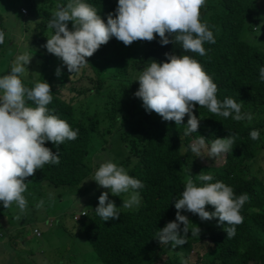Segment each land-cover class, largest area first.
Masks as SVG:
<instances>
[{"label":"trees","instance_id":"1","mask_svg":"<svg viewBox=\"0 0 264 264\" xmlns=\"http://www.w3.org/2000/svg\"><path fill=\"white\" fill-rule=\"evenodd\" d=\"M68 2L35 0L31 4V0H0V31L5 33V42L0 44V76L10 74L15 58L23 54L21 50L32 55L30 64L25 66L26 75L20 77L22 83L32 88L36 82L47 81L53 97L47 106L49 114L55 113L78 130L77 139L66 140L59 146V164H46L26 179L28 187L24 195L32 192V197L38 198V202L43 200L44 205L49 202L45 199L47 189H81V194L92 196L95 187L98 188L92 178L100 165L92 167L88 157L92 143L99 144L103 150L102 163L121 164L144 187L138 189L136 208L118 210L119 220L103 221L95 210L82 216L78 231L71 237L82 242L84 239L93 247L95 253L89 256L90 263L96 259L99 264H264V170L257 164L264 162V81L259 78V69L264 67V0H206L200 20L213 32L215 43H204L205 56L185 52L175 41L162 45L158 35L150 42L134 41L129 46L112 37L109 48L104 44L88 58L87 68L93 75L86 77L83 71L79 79L87 78L89 83L79 89L72 87L75 96L70 100L63 99L61 91L74 86L78 78L69 75L60 58L47 55L45 47L47 37L55 31L47 27L52 13ZM82 2L95 8L105 23L109 13L116 15L118 0ZM4 3L11 7L7 9ZM68 27L72 29L71 21ZM18 39H22L21 45ZM166 53L196 59L217 84V99L222 102L233 98L242 104V113H251L255 118L235 121L232 116H217L197 104L193 114L199 119V128L186 136L187 115L181 125H176L146 111L142 99L135 96L139 88L136 79L153 60L166 61ZM26 103L36 106L32 101ZM253 130L259 132L258 140L251 139ZM200 135L205 137V145L227 136H234L235 142L220 162L207 160V165H201L190 148ZM201 172L211 174L213 180L200 181ZM188 179L197 186L222 181L233 189L235 197L248 194L250 199L240 210L243 223L236 226L233 238H227L224 229L228 225H221L218 218L201 220L195 214L200 235L194 238L187 235V243L175 248L171 243L159 242L156 236L160 229L176 219L175 200L182 197ZM3 208L0 202L1 232L4 225H13L5 214L9 211ZM189 213L181 210L188 219ZM61 234L69 240L67 232ZM2 246L8 254L14 250L10 239L0 243ZM165 248L181 254L167 257ZM192 254H196L194 261ZM15 255L25 264H56L66 259L57 255L52 263V258L36 261L35 255L27 257L21 252ZM0 264L17 263L5 257Z\"/></svg>","mask_w":264,"mask_h":264},{"label":"clouds","instance_id":"2","mask_svg":"<svg viewBox=\"0 0 264 264\" xmlns=\"http://www.w3.org/2000/svg\"><path fill=\"white\" fill-rule=\"evenodd\" d=\"M205 4L206 0H118L116 15L109 13L105 23L89 4L82 0H69L66 6L52 13L48 22L47 27L55 31L47 37L46 53L60 58L67 66L69 75L78 79L83 71L88 70V58L104 44L109 48L111 44L108 41L112 37L129 46L134 41L150 42L158 35L162 45L175 41L182 45L185 52L205 56L204 43H215L213 32L200 20V10ZM25 11L22 8V12ZM69 21L72 22L71 30ZM170 36L173 38L171 41ZM4 42L5 33L0 31V44ZM165 55L168 57L166 61L161 63L153 60L136 79L139 88L135 96L142 99L146 111L155 112L163 120L174 121L176 125H181L187 115L186 136L197 132L199 128V119L193 114L197 104L217 116H232L235 121L253 119L251 113H242V104L235 99L229 97L222 102L217 99V84L196 59L189 55ZM31 58L32 55L27 53L18 55L10 74L0 76V202L5 209L15 203L21 213L28 207L24 195L28 187L26 179L34 176L36 170L46 164H59V146L66 140L78 137L75 126L71 128L66 120L60 119L55 113L49 114L47 106L53 97L47 81L36 82L32 88L22 83L20 77L26 75L28 67L26 69L25 66L30 64ZM60 74L57 68L56 75ZM259 78L264 81V67L259 69ZM26 101L34 102L36 106H27ZM250 137L258 140L259 132L251 131ZM46 141L53 144L49 145L50 142ZM234 142V136L216 138L211 143L209 157L229 152ZM204 146L205 137L200 135L190 148L199 157ZM101 163L92 166L100 165L94 176L92 173L89 176H93L92 180L98 186L110 190L114 196L144 187L139 179L130 176L122 166L111 161ZM198 179L209 182L213 176L201 172ZM98 199L95 209L97 215L103 221L119 220L118 207L109 200L108 192H103ZM249 199L246 193L235 197L233 189L222 181L197 186L192 179H188L182 197L175 200L176 219L160 229L156 237L161 244L171 243L175 248L187 243L189 229L192 236L200 235L201 229L196 225L190 227L188 217L181 214V210H186L197 214L201 220L218 218L221 225H228L224 230L227 238L231 239L236 234V226L243 223L240 210ZM138 204L139 195L134 192L129 199L123 200L122 207L131 208ZM43 205L44 201L40 200L35 206L39 209ZM86 212L81 210L72 215L76 231ZM34 233L38 237L42 236L36 228Z\"/></svg>","mask_w":264,"mask_h":264},{"label":"rangeland","instance_id":"3","mask_svg":"<svg viewBox=\"0 0 264 264\" xmlns=\"http://www.w3.org/2000/svg\"><path fill=\"white\" fill-rule=\"evenodd\" d=\"M55 2L58 3L59 0H55ZM34 3L35 2H32L31 4ZM4 4L7 9L11 7L9 3ZM1 10L2 9L0 7V11ZM21 42L22 39H18V43L20 45ZM21 51L23 54L25 53L23 52L24 50ZM92 75L91 70H87L86 74H84L86 77H91ZM74 81L76 83L74 86L70 85L61 91L63 99L70 100L73 96H75L72 91V87L77 88L81 85H87L89 83L87 78L75 79ZM248 108L250 110L252 109L251 106H248ZM254 118L255 117L253 116V119ZM210 146L211 144H207L201 148L199 156V163L201 165H207L209 161L218 163L225 155V153H223L217 157H209L208 152ZM102 153V147L99 146V144L92 143L91 153L88 157L92 162V166L95 165V163L102 161ZM97 155H101L100 158H96ZM257 164L262 167V170H264V162L258 161ZM117 166L122 165L119 164ZM39 186L40 185H38V187ZM96 186L98 188L95 187L92 196L89 194H81V189H76L78 191L77 193L74 189H70V191L66 188H60V190L47 189L45 192V199L49 202L46 205H43V208L39 209L35 206L38 203V198L32 197L31 192V194L25 195L28 201V207L24 213L20 212L15 203H13L8 209L3 208L4 211H9L5 214L9 215L8 220L9 222H13V225L9 223L3 226L1 229L3 231H0V243L4 244L5 242H8V239H10L13 242L14 250L11 254H8L5 246L0 247V252L4 253L3 255H0V259H4L6 257L12 263L25 264V261L22 258L15 255L16 252H21L27 257L35 255L36 261H41L42 258H52L53 263L57 258V255H61L66 259L61 262H57L56 264H69L70 262L72 264H99L96 259L91 260V263L89 262V256L93 255L95 251L86 240L83 239L82 242L71 237L73 233L77 232L76 223L72 221V215L78 214L81 210H86L88 212L94 211L98 206L99 196L105 191L108 192L109 200L116 204L118 210L134 209L136 208V205L131 208H123L122 205L123 200L129 199L134 192L138 193V189L130 190L128 193H121L120 196H114L110 190L102 188L98 186V184ZM67 193L69 194L67 195ZM18 216L19 219H17ZM189 221L190 227L199 225L198 217L191 212L189 213ZM35 228L40 230L42 233L41 237L36 236L34 233ZM66 232L69 236L68 241L61 234H65ZM20 233H23V235L19 239H16L17 236H20ZM61 235L64 238V244L60 238ZM187 235L190 238H194V236H192L191 229H189ZM165 252L167 257H172L174 254H181L174 252L172 248H165ZM191 260H196V254H192Z\"/></svg>","mask_w":264,"mask_h":264},{"label":"built area","instance_id":"4","mask_svg":"<svg viewBox=\"0 0 264 264\" xmlns=\"http://www.w3.org/2000/svg\"><path fill=\"white\" fill-rule=\"evenodd\" d=\"M37 234H38V235L40 234L39 231H37Z\"/></svg>","mask_w":264,"mask_h":264}]
</instances>
